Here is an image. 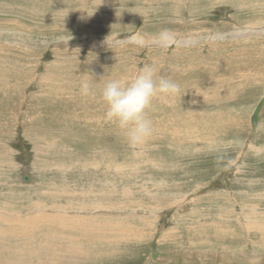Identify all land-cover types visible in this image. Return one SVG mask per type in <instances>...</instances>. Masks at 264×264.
<instances>
[{
  "label": "rangeland",
  "instance_id": "rangeland-1",
  "mask_svg": "<svg viewBox=\"0 0 264 264\" xmlns=\"http://www.w3.org/2000/svg\"><path fill=\"white\" fill-rule=\"evenodd\" d=\"M145 68L133 149L98 95ZM0 220V264H264V0H0Z\"/></svg>",
  "mask_w": 264,
  "mask_h": 264
},
{
  "label": "clouds",
  "instance_id": "clouds-1",
  "mask_svg": "<svg viewBox=\"0 0 264 264\" xmlns=\"http://www.w3.org/2000/svg\"><path fill=\"white\" fill-rule=\"evenodd\" d=\"M179 91V84L162 76L157 77L151 68H145L128 82L108 79L99 89L98 95L104 106L102 122L114 126L129 147L139 148L154 133L153 121L146 111L152 100L158 97L166 99ZM80 94L96 95L89 82L81 84Z\"/></svg>",
  "mask_w": 264,
  "mask_h": 264
},
{
  "label": "bare ground",
  "instance_id": "bare-ground-1",
  "mask_svg": "<svg viewBox=\"0 0 264 264\" xmlns=\"http://www.w3.org/2000/svg\"><path fill=\"white\" fill-rule=\"evenodd\" d=\"M192 39V38H191ZM176 40V39H175ZM177 40H180L181 41V39H177ZM118 41V40H117ZM116 41V42H117ZM168 41V40H167ZM178 42V41H177ZM190 43V42H189ZM192 43V42H191ZM179 45V44H178ZM184 46V45H183ZM246 51V50H245ZM238 55V54H237ZM225 81V80H224ZM45 82V81H44ZM38 91V90H37ZM45 94V93H44ZM215 97V96H214ZM212 103H214V102H212ZM204 114V113H203ZM208 115V114H207ZM69 149V148H68ZM195 150V149H194ZM180 151V150H179ZM186 151V150H185ZM188 152V151H187ZM186 152V153H187ZM190 152V151H189ZM93 161V160H92ZM94 163H95V160L93 161ZM96 162H97V160H96ZM86 164V163H85ZM110 164V163H109ZM108 164V165H109ZM159 164V163H158ZM90 165V164H89ZM84 166H86V165H84ZM83 166V167H84ZM107 166V165H106ZM77 167V166H76ZM87 167H88V165H87ZM86 167V169H89V168H87ZM115 166H113V168H114ZM80 168V167H79ZM81 168H82V166H81ZM97 168H98V166H97ZM110 168V167H109ZM159 168V167H158ZM63 170V169H62ZM85 170V169H84ZM35 171V170H34ZM64 171H65V169H64ZM63 172V171H62ZM118 172V171H117ZM25 175V174H24ZM22 178H23V176H22ZM27 178H29L28 176H24V179H27ZM32 180V179H31ZM24 182V181H23ZM52 188V187H51ZM55 191V190H54ZM54 193V192H53ZM128 194V193H127ZM82 196V195H81ZM80 196V197H81ZM92 196V195H91ZM109 196V195H108ZM119 196V195H118ZM90 196H88V198H89ZM152 198V197H151ZM182 198V197H181ZM91 200V199H90ZM55 201V200H54ZM94 202V201H93ZM93 202H91V203H93ZM99 203V202H98ZM36 204H38V203H36ZM85 204V203H84ZM67 205V204H66ZM69 205V204H68ZM88 205H90V204H88ZM87 204L86 205H83L82 207L83 208H81V209H85V210H87V208H85V206H88ZM156 205V204H155ZM56 206H58V205H56ZM59 209V208H58ZM65 209V208H64ZM104 209V208H103ZM95 210H97V209H95ZM94 209H93V211H95ZM106 210V209H105ZM88 211H90L89 209H88ZM15 212V211H14ZM59 212V211H58ZM83 212V211H82ZM17 213V212H16ZM64 214H62V215H65V213H66V211H64L63 212ZM71 213V212H70ZM105 213V212H104ZM81 214V213H80ZM84 214V213H83ZM94 214V213H93ZM19 215V214H18ZM21 215V214H20ZM43 215V214H42ZM60 215H61V213H60ZM77 215V214H76ZM75 215V216H76ZM137 215V214H136ZM45 216H48L47 214L45 215ZM66 216V215H65ZM69 216V215H68ZM81 216H83L82 214H81ZM84 216H85V214H84ZM98 216V215H97ZM101 215H99V217H100ZM115 216V215H114ZM5 217V216H4ZM3 217V218H4ZM77 217V216H76ZM109 217V216H108ZM34 218V217H33ZM61 218V217H60ZM73 218H75V217H73ZM79 219H80V217H78ZM85 218V217H84ZM88 218V217H87ZM110 218V217H109ZM115 218V217H114ZM117 218V217H116ZM68 219H70V218H68ZM98 219V218H97ZM7 220V219H6ZM32 220V219H31ZM54 220V219H53ZM65 220V219H64ZM71 220V219H70ZM85 220V219H84ZM87 220V219H86ZM104 220H105V218H104ZM1 221V220H0ZM74 221V223L76 222V220H73ZM78 221V220H77ZM88 221H89V218H88ZM58 222V221H57ZM70 222H72V221H70ZM86 222V223H85ZM5 223V222H4ZM34 223V222H33ZM35 223H36V221H35ZM47 222H45V224H46ZM56 223V222H55ZM65 223V222H64ZM74 223H73V225H74ZM97 223V222H96ZM95 223V224H96ZM22 224V223H21ZM49 224H51V223H49ZM57 224V223H56ZM76 224H78V223H75V226H76ZM0 225H1V223H0ZM3 225H5V224H3ZM10 225V224H9ZM23 225V224H22ZM48 225V224H47ZM66 225V224H65ZM89 222H87V221H83V223L80 225V226H78V229L80 230V229H83V228H85V229H87V227H89ZM20 226V225H19ZM50 226V225H49ZM67 226H68V224H67ZM71 226V225H70ZM5 227V226H4ZM21 227V226H20ZM25 227V226H24ZM48 227V226H47ZM50 227H52V226H50ZM49 227V228H50ZM54 228H55V226H54ZM91 228V227H90ZM93 228V227H92ZM232 232V231H231ZM95 234V233H94ZM56 236V235H55ZM69 237V236H68ZM55 238V237H54ZM79 238V237H78ZM215 238V237H214ZM61 239V238H60ZM49 250V249H48ZM47 252H49V251H47ZM49 254V253H48ZM14 255V254H13ZM17 255V254H16ZM53 255V254H52ZM56 254L54 253V255L53 256H55ZM21 256V255H20ZM13 258V257H12ZM15 258V257H14ZM21 259V258H20ZM17 261V260H16ZM25 263V262H24ZM21 264V263H20ZM26 264V263H25Z\"/></svg>",
  "mask_w": 264,
  "mask_h": 264
}]
</instances>
